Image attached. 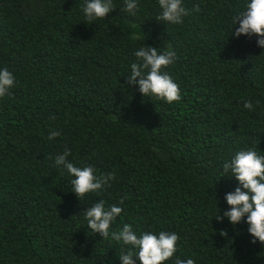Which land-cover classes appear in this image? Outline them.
I'll use <instances>...</instances> for the list:
<instances>
[{"label": "trees", "instance_id": "obj_1", "mask_svg": "<svg viewBox=\"0 0 264 264\" xmlns=\"http://www.w3.org/2000/svg\"><path fill=\"white\" fill-rule=\"evenodd\" d=\"M82 3L0 0V68L16 79L0 98V264H121L120 245L86 226L84 212L101 199L124 200L114 230L177 232L181 259L264 264L246 224L215 219V197L226 209L237 187L221 177L223 163L264 152V49L254 36H230L244 0H184L179 25L156 19L158 0H139L134 15L113 0L91 24ZM169 46L177 60L165 71L181 91L172 104L128 82L134 50ZM244 100L260 106L246 110ZM52 130L60 135L49 140ZM65 149L77 166L116 179L78 199L50 159Z\"/></svg>", "mask_w": 264, "mask_h": 264}, {"label": "clouds", "instance_id": "obj_2", "mask_svg": "<svg viewBox=\"0 0 264 264\" xmlns=\"http://www.w3.org/2000/svg\"><path fill=\"white\" fill-rule=\"evenodd\" d=\"M160 14L156 17L168 25H179L189 15L184 0H158ZM139 0H123V11L134 15L138 11ZM83 18L88 23L105 19L114 9L113 0H83L81 5ZM230 36L256 37L257 47L264 49V0H244L242 8L231 18ZM135 61L128 66V82L138 87L143 97L155 98L167 104L180 100L181 91L173 76L165 71L177 60L176 52L169 46L165 49L140 47L133 51ZM16 86V79L8 68H0V98L11 94ZM260 101H243V108L256 111ZM60 133L52 130L48 136L54 140ZM70 150L58 153L54 160L57 169L66 171L70 179L71 193L78 199H86L89 194H99L111 186L115 174H98L90 165L77 166L69 159ZM229 177L237 182L234 191L227 193L223 199L226 209L219 207L216 220H227L233 229L243 222L247 226L250 243L264 245V152L253 148L236 151L222 165L221 177ZM215 196V195H214ZM121 199L118 204H107L101 199L83 214L86 226L92 233H98L120 245L118 259L121 264H195L194 259H181L176 255L180 236L175 231H137L130 224L113 229L117 217L124 211ZM222 237H228L227 229L220 231Z\"/></svg>", "mask_w": 264, "mask_h": 264}]
</instances>
